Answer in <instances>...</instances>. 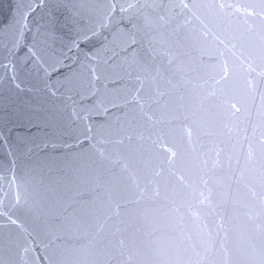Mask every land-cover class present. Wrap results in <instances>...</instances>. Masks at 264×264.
Wrapping results in <instances>:
<instances>
[{
  "label": "snow or ice",
  "instance_id": "snow-or-ice-1",
  "mask_svg": "<svg viewBox=\"0 0 264 264\" xmlns=\"http://www.w3.org/2000/svg\"><path fill=\"white\" fill-rule=\"evenodd\" d=\"M221 7H223V5H221ZM13 78H14V76H15V69L13 68ZM228 75V73H227V69L225 68V70H224V76H227ZM233 108H235L236 106L235 105H233L232 106ZM239 109H237V111H238Z\"/></svg>",
  "mask_w": 264,
  "mask_h": 264
}]
</instances>
